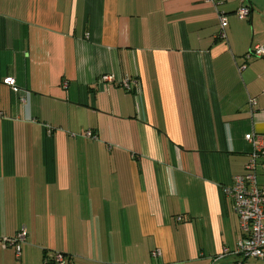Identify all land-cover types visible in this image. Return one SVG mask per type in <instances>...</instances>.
<instances>
[{
	"label": "crops",
	"instance_id": "0c3cea01",
	"mask_svg": "<svg viewBox=\"0 0 264 264\" xmlns=\"http://www.w3.org/2000/svg\"><path fill=\"white\" fill-rule=\"evenodd\" d=\"M257 45L264 0H0V264H213L234 249L225 190L245 136L264 135Z\"/></svg>",
	"mask_w": 264,
	"mask_h": 264
},
{
	"label": "built area",
	"instance_id": "2783aa9c",
	"mask_svg": "<svg viewBox=\"0 0 264 264\" xmlns=\"http://www.w3.org/2000/svg\"><path fill=\"white\" fill-rule=\"evenodd\" d=\"M238 15L247 19L250 15L249 7H242ZM219 19L221 31L218 39L226 40L227 17L223 12H220ZM251 56L264 59V47L254 46L248 54V57ZM102 80L110 81L112 77L104 76ZM4 83L13 87L15 92L18 91L13 78L5 79ZM251 105L252 107L255 106L256 102L251 101ZM85 136L89 139L94 138L90 130L85 132ZM245 140L251 146L246 172L235 177L234 183L225 190L226 196L232 201L233 212L238 218L241 237L234 249L224 248L218 253L213 264H217L227 256L264 260V184L259 182V172L264 171V135L249 133L245 136ZM27 235V231L22 229L13 239L8 241L9 245L15 247L17 259L21 258L22 245L25 243ZM153 255L156 256L157 252ZM55 261L58 264H66L61 254H56Z\"/></svg>",
	"mask_w": 264,
	"mask_h": 264
}]
</instances>
